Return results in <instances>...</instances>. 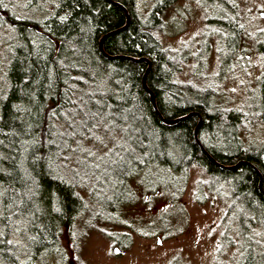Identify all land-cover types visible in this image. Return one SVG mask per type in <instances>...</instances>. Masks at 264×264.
<instances>
[{
  "label": "trees",
  "instance_id": "1",
  "mask_svg": "<svg viewBox=\"0 0 264 264\" xmlns=\"http://www.w3.org/2000/svg\"><path fill=\"white\" fill-rule=\"evenodd\" d=\"M111 1L130 18L102 43L116 58L103 55L98 44L125 25L120 6L0 0V264H30L23 260L25 240L33 257L54 245L60 250L62 227H74L84 213L85 226L95 224L100 232L105 225H128L96 175L126 188L128 178L150 164L185 177L192 168L203 171L209 192L228 200L224 235L233 227L240 264H264V141L244 138L264 125V34L248 30L242 0H198L211 15L205 32L219 47V75L231 76L234 57L245 59L246 36L262 60L256 91L244 106H230L217 88L220 77L202 85L181 76L190 63L199 80L206 56L179 54L163 43L172 0H156L147 13L138 0ZM126 57L150 62L145 82L164 120L200 115L197 139L216 163L194 140L199 117L164 124L141 83L147 63Z\"/></svg>",
  "mask_w": 264,
  "mask_h": 264
},
{
  "label": "rangeland",
  "instance_id": "2",
  "mask_svg": "<svg viewBox=\"0 0 264 264\" xmlns=\"http://www.w3.org/2000/svg\"><path fill=\"white\" fill-rule=\"evenodd\" d=\"M155 1L138 0V5L141 6V11L147 13ZM172 2L165 15L167 28L166 35L162 36L163 43L179 54L185 50L189 53L200 51L206 56L203 75L199 80L191 75L190 63L183 66L181 76L201 81L202 85L210 83L214 77H220L222 81L217 88L225 96L227 103L230 106H244L247 95L256 91L257 77L263 70L260 54L255 52L250 39L246 36L243 41L245 59L237 62L234 57V61L230 63L231 76L226 73L219 75V47L214 35L205 32L210 13H205L200 8L198 0ZM242 2L246 9L243 16H248L245 17L248 30L264 34V0ZM196 62L199 64L200 60ZM244 138L251 142L264 141V125H254L244 133ZM110 156L115 161L118 153L115 151ZM96 160L102 163V160ZM186 176L176 175L160 165L150 164L130 176L126 188H119L112 179L103 180L99 172L96 181L102 184L106 200L119 203L120 222L128 225H105L102 226L103 233L95 228V224L85 226L89 214H81L74 221V227H62L60 250L54 245L53 251L33 257V246L25 240L22 244L24 262L240 264L242 253L235 245L238 240L233 234V227L224 235L222 217L227 210L228 200L217 195L216 191L213 194L209 192L212 189L211 181L204 184L207 181L206 175L200 169L192 168ZM214 185L219 183L215 181ZM110 186L113 189L108 191ZM120 198L123 200L119 201ZM130 226L131 229H128ZM157 239H160L159 243ZM114 248L118 252H114Z\"/></svg>",
  "mask_w": 264,
  "mask_h": 264
},
{
  "label": "water",
  "instance_id": "3",
  "mask_svg": "<svg viewBox=\"0 0 264 264\" xmlns=\"http://www.w3.org/2000/svg\"><path fill=\"white\" fill-rule=\"evenodd\" d=\"M108 1H109L110 3H112V4H115V5L120 6V7L122 8V10H123V12H124V14H125L126 23H125V25H124L122 28L104 34V35L100 38V40H99L98 47H99L100 52H101L103 55H105L106 57H108V58H116L117 56H110V55H107L106 53H104V51H103V49H102V43H103V41H104V39H105L106 37H108V36H110V35L116 33L117 31L122 30V29H124L125 27H127V25L129 24L130 18H129V15H128V13H127V10L125 9V7H124L123 5H121L120 3H117V2L111 1V0H108ZM126 58H129V59L134 60V61L146 62V63H147V68L145 69V72H144L143 75H142L141 83H142V86H143V88L145 89V91L149 94L150 101H151V104H152V107H153L155 113L158 115V117L160 118V120H161L164 124H167V125L174 124V123H176L177 121H179L181 118L189 117V116H193V115H197V116L199 117L198 122H197V124H196V126L194 127V130H193V137H194V140H195V142L199 145L201 152H202V153H203L208 159H210V161H212L213 163H216V162H215V161H214V160L208 155V153H207V152H206V151L200 146L199 141H198V139H197V131H198V129H199L200 125H201V121H202L200 115H199L198 113L190 112L189 114H187V115H185V116H183V117H181V118H177V119H174V120H164V119L161 117L159 111L157 110V107H156V104H155V96H154L153 92L147 87L146 82H145L146 75H147V73H148V71H149V69H150V66H151L150 62H149L148 59H146V58H138V59H134V58H131V57H126ZM239 163H241V162H239ZM239 163H237V164H239ZM260 182H261V181H260ZM260 185H261V183H259V187H260ZM263 194H264V192H263ZM157 242L159 243V242H160V239H157ZM113 251H114V252H118V249H117V248H114Z\"/></svg>",
  "mask_w": 264,
  "mask_h": 264
}]
</instances>
